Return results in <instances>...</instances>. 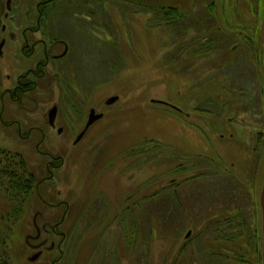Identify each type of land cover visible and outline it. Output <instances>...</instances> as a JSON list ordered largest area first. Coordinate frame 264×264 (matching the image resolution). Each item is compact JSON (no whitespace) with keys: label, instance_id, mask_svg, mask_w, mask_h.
<instances>
[{"label":"rangeland","instance_id":"rangeland-1","mask_svg":"<svg viewBox=\"0 0 264 264\" xmlns=\"http://www.w3.org/2000/svg\"><path fill=\"white\" fill-rule=\"evenodd\" d=\"M2 1L11 27L29 0ZM57 1L53 29L72 38L80 79L40 83L35 112L0 100V149L37 183L7 241L12 264H261L264 0H96L94 21L78 12L90 0ZM82 24L92 36H71ZM5 53L0 94L13 84ZM81 103L104 116L75 143ZM51 155L64 163L38 187ZM10 210L0 190V216ZM65 211L64 236L46 233ZM38 228L61 246L32 260Z\"/></svg>","mask_w":264,"mask_h":264},{"label":"flooded vegetation","instance_id":"flooded-vegetation-1","mask_svg":"<svg viewBox=\"0 0 264 264\" xmlns=\"http://www.w3.org/2000/svg\"><path fill=\"white\" fill-rule=\"evenodd\" d=\"M95 4L96 0L86 1V7L81 4L82 6L80 5V7H78V12L83 10L85 15L93 18L94 21L97 16L96 10L94 8ZM57 6H59L57 0H29L28 6L24 8L25 10L23 12H20L22 8H19L15 14L11 15V27H7V25L4 24V32L9 31V34L8 36L3 37L5 43L2 50L0 49V56L5 57V52L9 48L11 59L10 62L9 60L7 62V66L10 65V73H8V77L11 78L10 80H13V84L11 87H7L4 93L1 92L0 100L2 101V103L4 101L5 94L8 93L11 100L15 103V107L17 109L25 112H35L36 107L34 108L32 107V105H29L28 101L31 99L35 100V98L31 95V92L38 88L40 86V83L43 84L47 79L50 78L52 83L54 79H62L64 83L66 80L69 84H71V80L73 79L70 78L69 74H73L77 78H79L80 73H78V61H72V54L75 49L72 38L70 36H68V38H64L61 35L58 36L57 34H55V29H53L52 21L56 18L55 10ZM25 11L26 13H24ZM5 17H8V15L4 14V19ZM28 20L35 21V23H29ZM82 25L83 26L79 28V33L71 34V36H92L91 32H94L93 29L89 30L87 28V24ZM94 25L95 24H93V27ZM37 33H42L43 36L41 35L39 37H36ZM44 36H46L47 38ZM9 39L10 45L8 44ZM80 84H82V81L80 82ZM90 106V104L85 103L78 104V107L83 109L84 112H86L88 108L90 109L85 128L79 133V135L75 139V143L80 142L84 138L86 132L98 120L97 119L88 126L92 110L96 109L94 106ZM55 107L57 108V112L54 117V122H52L53 114L51 115V111ZM58 111L59 106L57 104H54L48 112V121L52 127L56 126ZM98 113L102 112H97L96 110V114ZM14 123L19 126V131L21 133V123L18 120H15V122H12L10 125ZM62 131L63 127H58V132ZM82 133L84 134L80 137ZM29 134L26 137H30ZM79 137L80 139L78 140ZM51 156L52 159H50L47 166L49 175L38 181V187L43 181L51 180V178L54 177V168L61 166L64 163V158L60 157L61 162L57 165L55 163L56 156ZM66 213L67 212L65 211V214L64 216H62L60 221L55 222L51 232L49 229L44 227L45 232L48 234H60L64 236L65 233L58 231L57 226L60 225V223L64 220ZM36 219L37 216H35V221ZM42 235L43 234L41 229L38 228L37 235L33 236V239L36 242H29L30 246L37 250L33 254V256H31V259L36 254H39L38 257H40L41 254H43L44 247L45 249L52 250L56 246L59 248L61 246V241L58 242L57 245L56 241H53L51 245L48 246L47 243L49 241V237L42 238Z\"/></svg>","mask_w":264,"mask_h":264},{"label":"trees","instance_id":"trees-1","mask_svg":"<svg viewBox=\"0 0 264 264\" xmlns=\"http://www.w3.org/2000/svg\"><path fill=\"white\" fill-rule=\"evenodd\" d=\"M3 12V1L0 0V45L4 35ZM35 184L36 177L30 173L24 157L7 149H0V190L12 206V210L0 216V264H12L7 241L14 234L19 214L24 212Z\"/></svg>","mask_w":264,"mask_h":264},{"label":"water","instance_id":"water-1","mask_svg":"<svg viewBox=\"0 0 264 264\" xmlns=\"http://www.w3.org/2000/svg\"><path fill=\"white\" fill-rule=\"evenodd\" d=\"M8 7H10L11 5V0H8L7 3ZM5 40L2 41L1 45H0V49L2 50L3 46H4ZM118 100V96H112L107 100L108 104H112L115 101ZM57 112V108L55 107L52 111H51V115H52V122H54V117L56 115ZM104 114L103 113H98L96 114V109L92 110V114H91V118L90 121L88 123V126L90 124H92L94 121H96L97 119L101 118ZM84 133H82L80 135V137L83 135ZM80 137L78 138V140L80 139ZM260 204H261V209H262V252H263V261L261 264H264V184L262 186V190H261V195H260ZM39 254H36L34 257H32L33 260H35L36 258H38Z\"/></svg>","mask_w":264,"mask_h":264}]
</instances>
